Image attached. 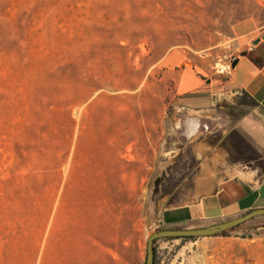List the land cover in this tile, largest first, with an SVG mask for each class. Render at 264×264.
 I'll return each instance as SVG.
<instances>
[{
    "label": "rangeland",
    "instance_id": "374dc122",
    "mask_svg": "<svg viewBox=\"0 0 264 264\" xmlns=\"http://www.w3.org/2000/svg\"><path fill=\"white\" fill-rule=\"evenodd\" d=\"M263 21L256 0H0V264H58L42 258L58 165L79 130L105 122L129 131L130 144L145 139L146 172L159 144L137 219L130 208L128 248L107 262L145 264L164 210L200 197L196 175L224 137L254 124L264 139L257 103L222 88L248 45L239 25ZM186 73L196 89L209 85L214 106L182 108L176 80ZM259 149L244 156L264 168V140ZM155 251V264H264V215L217 235L161 238Z\"/></svg>",
    "mask_w": 264,
    "mask_h": 264
},
{
    "label": "crops",
    "instance_id": "0c3cea01",
    "mask_svg": "<svg viewBox=\"0 0 264 264\" xmlns=\"http://www.w3.org/2000/svg\"><path fill=\"white\" fill-rule=\"evenodd\" d=\"M256 1L264 8V0ZM244 26L239 25L240 35L248 45L235 58L238 61L231 65V77L222 88L247 94L264 114V21ZM162 61L170 62L171 56ZM187 76L181 74L176 80L179 93H184L179 98L182 108L204 111L214 106L218 98L209 92V85L196 89L202 82L193 78L190 85ZM232 133L224 137L217 155L204 161L196 175L202 184L200 197L164 210L160 219L164 229L206 227L264 208V168L257 162L260 157L244 156L247 147L260 152L262 132L253 124L235 127ZM130 139L129 131L111 122L78 131L70 159L58 165L59 182L42 237V258L47 253L58 264H107L118 260L123 248L127 250L130 208L135 213L132 218L137 219L139 194H144L139 181L159 175L155 171L158 142L155 145L153 139L149 144L152 165L147 162L146 172V141L130 144ZM230 139L241 152L240 157L230 155Z\"/></svg>",
    "mask_w": 264,
    "mask_h": 264
},
{
    "label": "water",
    "instance_id": "95a60500",
    "mask_svg": "<svg viewBox=\"0 0 264 264\" xmlns=\"http://www.w3.org/2000/svg\"><path fill=\"white\" fill-rule=\"evenodd\" d=\"M237 59L232 62V66H235ZM264 215V208L254 209L242 216L237 218L223 221L220 223L212 224L206 227L198 228H166L160 229L150 234L147 241V255L145 264H154L155 262V242L161 238L167 237H199V236H210L217 235L228 229H232L244 222L251 220L252 218Z\"/></svg>",
    "mask_w": 264,
    "mask_h": 264
},
{
    "label": "bare ground",
    "instance_id": "6f19581e",
    "mask_svg": "<svg viewBox=\"0 0 264 264\" xmlns=\"http://www.w3.org/2000/svg\"><path fill=\"white\" fill-rule=\"evenodd\" d=\"M190 122H191V121H190ZM187 124H188V122H187ZM186 127H187V126H186ZM196 127H198V126H196V124L190 123V131H189V133H190V132H193V130H195Z\"/></svg>",
    "mask_w": 264,
    "mask_h": 264
},
{
    "label": "trees",
    "instance_id": "16d2710c",
    "mask_svg": "<svg viewBox=\"0 0 264 264\" xmlns=\"http://www.w3.org/2000/svg\"><path fill=\"white\" fill-rule=\"evenodd\" d=\"M247 95V94H246ZM224 232H226V231H224ZM155 254H156V251H155ZM154 264H155V262H154Z\"/></svg>",
    "mask_w": 264,
    "mask_h": 264
}]
</instances>
